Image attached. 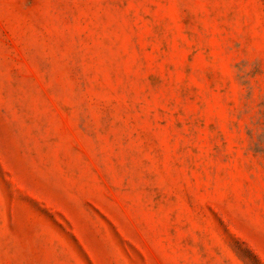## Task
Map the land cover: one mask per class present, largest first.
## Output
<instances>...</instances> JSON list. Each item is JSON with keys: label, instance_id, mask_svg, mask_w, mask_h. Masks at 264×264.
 Instances as JSON below:
<instances>
[{"label": "rangeland", "instance_id": "374dc122", "mask_svg": "<svg viewBox=\"0 0 264 264\" xmlns=\"http://www.w3.org/2000/svg\"><path fill=\"white\" fill-rule=\"evenodd\" d=\"M0 264H264V0H0Z\"/></svg>", "mask_w": 264, "mask_h": 264}]
</instances>
